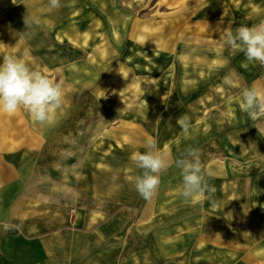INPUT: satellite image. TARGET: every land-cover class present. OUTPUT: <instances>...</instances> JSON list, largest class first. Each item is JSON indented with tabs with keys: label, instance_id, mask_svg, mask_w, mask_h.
<instances>
[{
	"label": "rangeland",
	"instance_id": "obj_1",
	"mask_svg": "<svg viewBox=\"0 0 264 264\" xmlns=\"http://www.w3.org/2000/svg\"><path fill=\"white\" fill-rule=\"evenodd\" d=\"M60 2L0 0V63L23 58L65 91L50 126L0 113V195L44 209L54 228L98 226L125 264H264V114L240 108L243 88L264 89V65L219 40L264 20V0ZM148 137L169 167L145 201L133 156ZM189 145L214 173L211 201L180 196L174 161Z\"/></svg>",
	"mask_w": 264,
	"mask_h": 264
},
{
	"label": "clouds",
	"instance_id": "obj_2",
	"mask_svg": "<svg viewBox=\"0 0 264 264\" xmlns=\"http://www.w3.org/2000/svg\"><path fill=\"white\" fill-rule=\"evenodd\" d=\"M49 6L52 10L58 9L61 2L49 0ZM24 23L28 27L31 24H39V20L35 16H25ZM219 40L243 52L246 62L264 65V20L252 26L242 25L234 32L228 26L221 30ZM27 55L25 51V56ZM223 85H234L231 74L223 78ZM64 97L62 82L30 65L25 59L7 55L0 63V113L13 115L23 109L38 124L50 126L56 122L58 113L64 107ZM240 108L253 120L264 114V89L255 85L243 88ZM176 123L185 135H189L192 125L187 114L181 115ZM144 146L146 150L143 153L133 156L136 168L141 170L140 174L134 177V187L141 198L150 201L157 193L161 182L160 174L169 167V161L167 154L157 148L154 138H146ZM174 164L180 170V196L183 200L190 202L195 198L207 196L211 201L216 189L209 181L214 178V173L205 171L201 150L192 145L187 146ZM13 228L18 226L5 230Z\"/></svg>",
	"mask_w": 264,
	"mask_h": 264
},
{
	"label": "crops",
	"instance_id": "obj_3",
	"mask_svg": "<svg viewBox=\"0 0 264 264\" xmlns=\"http://www.w3.org/2000/svg\"><path fill=\"white\" fill-rule=\"evenodd\" d=\"M46 213L0 195V264H125L98 226L54 228ZM11 226L18 228L5 230Z\"/></svg>",
	"mask_w": 264,
	"mask_h": 264
},
{
	"label": "bare ground",
	"instance_id": "obj_4",
	"mask_svg": "<svg viewBox=\"0 0 264 264\" xmlns=\"http://www.w3.org/2000/svg\"><path fill=\"white\" fill-rule=\"evenodd\" d=\"M156 28H152L150 31L152 32V33H155L156 32V30H155ZM138 31V30H137ZM155 36V35H154ZM135 38L137 39V40H139V41H142V42H144L145 41V45L146 46H149V47H151V48H154V47H156V49L159 47V45H160V43H159V40H158V38L157 37H149V38H146V37H143V35H141V34H138L137 32L135 33ZM162 43V42H161ZM162 45V44H161ZM164 48V46H161L160 47V49H163ZM103 71V70H102ZM100 72V73H103V72ZM167 108H169V110L168 111H171L172 110V107L170 106V105H168L167 106ZM126 123H124V125H125ZM3 125L1 124V122H0V132H2V127Z\"/></svg>",
	"mask_w": 264,
	"mask_h": 264
}]
</instances>
